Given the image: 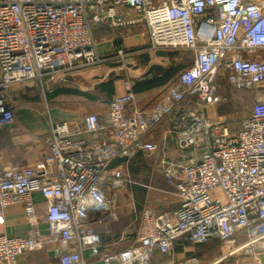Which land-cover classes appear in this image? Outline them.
Returning a JSON list of instances; mask_svg holds the SVG:
<instances>
[{"label": "built area", "instance_id": "2783aa9c", "mask_svg": "<svg viewBox=\"0 0 264 264\" xmlns=\"http://www.w3.org/2000/svg\"><path fill=\"white\" fill-rule=\"evenodd\" d=\"M120 7L132 15L120 16ZM106 20L143 22L154 49L191 51L193 64L148 109L129 111L134 95L126 93L112 99L107 119L89 113L82 125L51 123L44 160L55 172L19 164L0 170V215L21 204L30 223L27 236L0 235V264H20L22 255L49 247L56 264H154L156 253L171 256L188 243H216L221 254L205 262L195 252L175 264H262L264 0H0V127L14 121L12 86L37 82L49 92L54 82L106 61L94 39ZM116 56L127 60L122 47ZM222 80L234 92L261 95L235 132L203 109L230 101ZM169 119L179 155L161 167L180 200L175 217L147 209L132 244L103 250L102 231L119 220L114 192L133 182L127 162L158 152L147 137ZM82 131L92 140L73 138ZM118 160L124 163L111 167ZM35 193L47 200L45 233L38 230Z\"/></svg>", "mask_w": 264, "mask_h": 264}, {"label": "crops", "instance_id": "0c3cea01", "mask_svg": "<svg viewBox=\"0 0 264 264\" xmlns=\"http://www.w3.org/2000/svg\"><path fill=\"white\" fill-rule=\"evenodd\" d=\"M121 15L129 17L132 13L128 7H120ZM94 39L98 54L106 59L101 65L78 69L66 81L51 84V90L40 98V93L35 88L37 82L17 84L18 87L14 85L15 87L7 90L8 102L14 108V121L0 127V170L19 164L40 171L55 172L56 166L47 164L44 160L49 152L44 138L49 134L51 123L67 121L82 125L84 116L89 113H96L107 119L112 99L126 93L134 95V100L128 105L129 111L134 108L148 109L176 81L177 76H174L162 84L139 89L141 82L162 79L168 70L181 61L175 50L152 47L147 26L143 22L113 26L111 20H106L95 27ZM118 47L124 48L127 53L126 61L117 58ZM109 82H113L115 93L112 97L105 98L101 86ZM221 84H224L223 80ZM76 91L88 93L92 97L75 94ZM222 108L220 103H208L203 107L207 116L229 121L231 131H237L241 124H233ZM172 125L173 121L169 119L158 125L147 137L148 141L159 144L156 154L140 152L127 162V174L133 182L114 192L119 220L112 222L109 233L102 231L103 250L118 251L132 244L137 236L143 212L147 209L155 215L175 217L180 200L175 195L174 188L164 178L161 167L163 160L175 159L179 155L175 136L170 134ZM73 138L92 140L91 135L84 131L74 134ZM120 163L124 161H115L111 167ZM33 198L39 218L38 230L45 233L47 225L43 218L47 211V200L40 193H35ZM29 231L30 223L23 205H10L0 215V235L27 236ZM214 245L217 244L201 245L198 250L197 245L188 243L185 247H178L171 256L157 253L154 264H175L176 261L194 254L190 249H194L201 256L202 250ZM57 261L54 247L26 253L20 257V264H56Z\"/></svg>", "mask_w": 264, "mask_h": 264}, {"label": "rangeland", "instance_id": "374dc122", "mask_svg": "<svg viewBox=\"0 0 264 264\" xmlns=\"http://www.w3.org/2000/svg\"><path fill=\"white\" fill-rule=\"evenodd\" d=\"M19 85H16L18 87ZM15 87V86H14ZM40 95L43 97L47 92H45L40 86L37 87ZM51 90V87H50ZM221 91L230 97V101L222 104V109L224 113L228 114V119H232V123L235 125H240L242 120L248 116L249 110L251 109L253 103L255 102V97H253L248 92H234L229 89L225 84H222ZM230 115V117H229ZM129 176V175H128ZM201 245H197L199 250ZM192 253H195L194 249H190ZM221 252L219 245H214L205 250L201 251V259L205 262L210 261L214 256L219 255Z\"/></svg>", "mask_w": 264, "mask_h": 264}, {"label": "trees", "instance_id": "16d2710c", "mask_svg": "<svg viewBox=\"0 0 264 264\" xmlns=\"http://www.w3.org/2000/svg\"><path fill=\"white\" fill-rule=\"evenodd\" d=\"M175 51H177L176 53L180 57V60H181L180 63L177 66L173 67V69L168 70V72H166L165 77H163L162 79H157V80H154V81L141 82L139 84V86H140L139 89H141V88H149V87H152V86H156V85L162 84V83H164L165 81L169 80L170 78H172L174 76L175 77L177 76L176 79H175V80H177L180 72L183 71L184 69L190 67L193 64L192 63V61H193V53L191 51L184 50V49H177ZM37 87H38V84L35 83V88H37ZM37 91H38V89H37ZM101 91L104 94L105 98L106 97H112L114 95V93H115L113 82L102 84ZM240 92H246V91H240ZM248 93L251 94L253 97H255V100L257 98L256 97L257 94L260 95V92H256V93L248 92ZM75 94H78V95L81 94L82 96H85V97H88V98L92 97L88 93H84V92H80V91H76ZM38 96H39V98L41 97L40 94H38ZM250 112H251V109L249 110V114H250ZM249 114H248V116H249ZM225 264H231V261H227Z\"/></svg>", "mask_w": 264, "mask_h": 264}]
</instances>
